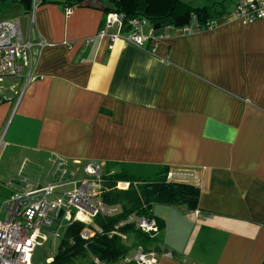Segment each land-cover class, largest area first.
Masks as SVG:
<instances>
[{
  "label": "crops",
  "instance_id": "1",
  "mask_svg": "<svg viewBox=\"0 0 264 264\" xmlns=\"http://www.w3.org/2000/svg\"><path fill=\"white\" fill-rule=\"evenodd\" d=\"M20 1L0 0V21L45 45L34 79L0 93V151L18 176L29 164L44 179L56 157L191 170L197 211L153 207L169 251L157 264H264V19L232 14L255 0H223L212 28L189 34L148 22L144 47L98 36L112 0Z\"/></svg>",
  "mask_w": 264,
  "mask_h": 264
},
{
  "label": "built area",
  "instance_id": "2",
  "mask_svg": "<svg viewBox=\"0 0 264 264\" xmlns=\"http://www.w3.org/2000/svg\"><path fill=\"white\" fill-rule=\"evenodd\" d=\"M71 12L72 9L67 7L66 14ZM232 14L243 24L262 20L264 0L239 4ZM147 23L143 18L128 20L124 13L110 12L106 14L98 36L108 37L111 45L122 39L144 47L149 39L145 34ZM212 26L210 24L209 29ZM196 27L193 23L180 29L189 34ZM90 43L86 41V45ZM44 45L42 41L35 44L25 40L18 20L0 21V93L7 80L25 74L30 76L33 50ZM33 79V75L30 76L29 80ZM30 167L24 164V175L0 188V264H34L36 249L56 239L61 240L72 223L89 225L97 216H110L117 211L102 200L106 189V169L102 163L56 157L44 179L41 175L29 174ZM168 180L199 185L198 176L191 170L171 169ZM116 188L126 190L129 183L118 182ZM136 222L145 232L158 231L154 221L138 219ZM90 236L92 232L85 229L82 237ZM51 260L52 257L48 258L46 263ZM135 260L138 264H157L155 254L144 253L142 248H138Z\"/></svg>",
  "mask_w": 264,
  "mask_h": 264
},
{
  "label": "trees",
  "instance_id": "3",
  "mask_svg": "<svg viewBox=\"0 0 264 264\" xmlns=\"http://www.w3.org/2000/svg\"><path fill=\"white\" fill-rule=\"evenodd\" d=\"M32 2L20 1L26 7ZM223 5L220 2L195 7L182 0H112L104 11L106 14L124 13L128 20L146 19L153 29L181 28L194 23L200 30H207L218 16L225 14ZM115 168L116 165L106 167V189L102 200L111 207L120 208V212L110 216L99 215L89 225L81 222L69 225L52 260L45 264H121L134 248H142L144 253H169L168 249L162 248L166 224L154 214L153 207L186 206L195 212L199 207V187L169 181L171 168L167 166L149 167L147 176L134 175L130 172L132 167L123 164L117 171ZM118 182L129 183V188L117 189ZM138 219L154 221L158 231H143L137 226ZM85 229L92 231V236L86 239L82 237ZM130 239L133 243L127 245ZM170 254L172 258L177 256L174 251ZM126 264L137 263L131 261Z\"/></svg>",
  "mask_w": 264,
  "mask_h": 264
},
{
  "label": "rangeland",
  "instance_id": "4",
  "mask_svg": "<svg viewBox=\"0 0 264 264\" xmlns=\"http://www.w3.org/2000/svg\"><path fill=\"white\" fill-rule=\"evenodd\" d=\"M182 1H184V0H182ZM189 1L192 2L191 5L196 7L198 5L199 6H204V4H205V2L207 0H189ZM212 1H214V0H211V2ZM184 2H187V1H184ZM217 2H223V4L225 3L223 0H217ZM221 7H223V6H221ZM14 166L15 165L11 162V160L5 154H3L0 151V186L1 187L4 186V184L8 183L6 181H8L9 179H13V178L17 177L16 180H14V181H18L19 180V178L21 176V173L18 176L19 172H18L17 169H15ZM131 170L132 171H130V172L132 174L139 175V176H143V175L147 176L145 174L150 172V171L142 170L140 168H132ZM6 195H7V193H6ZM8 196L9 195H7V197ZM161 206L162 205H156V209L159 210ZM162 208H164V207H162ZM115 209L117 210L115 213L120 212V208H115ZM90 232H92V231H90ZM59 243H60V240L56 239L55 241H52L51 243L44 244L43 246L38 247L36 249L35 253H34V256H33L34 264H45L46 260L49 257H53L54 256V254L56 253L57 248L59 246ZM126 243H127V245H132L133 241L130 239ZM137 253H138V248L137 249L134 248L130 252L128 257L121 262V264H126V263H129L131 261H136L135 259H136ZM154 254H155V257H156V260H157L158 257L156 255H158V254H156V253H154ZM158 256H160V255H158ZM136 263L138 264L137 261H136Z\"/></svg>",
  "mask_w": 264,
  "mask_h": 264
}]
</instances>
